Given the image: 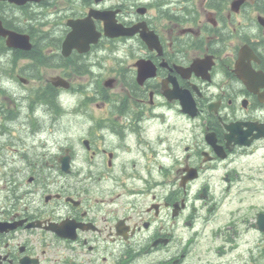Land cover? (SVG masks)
Segmentation results:
<instances>
[{
  "label": "flooded vegetation",
  "instance_id": "obj_1",
  "mask_svg": "<svg viewBox=\"0 0 264 264\" xmlns=\"http://www.w3.org/2000/svg\"><path fill=\"white\" fill-rule=\"evenodd\" d=\"M92 10L157 39L109 38L92 18L99 41L65 50ZM0 24L33 44L0 35V173L6 137L19 146L0 177V264H184L191 248L195 264H264V0H0ZM21 76L100 116L7 124ZM218 222L205 260L201 229Z\"/></svg>",
  "mask_w": 264,
  "mask_h": 264
},
{
  "label": "rangeland",
  "instance_id": "obj_2",
  "mask_svg": "<svg viewBox=\"0 0 264 264\" xmlns=\"http://www.w3.org/2000/svg\"><path fill=\"white\" fill-rule=\"evenodd\" d=\"M197 2L199 3L200 0H197ZM43 72L44 74H43L42 82H45V79L50 76V71L44 70ZM38 84L39 83L37 84L32 83V85H38ZM15 88L17 92V94L13 97L15 101H17L21 97L22 98L26 97L27 95L31 93V91L28 90L29 89L28 87H25L20 84L16 85ZM83 99L84 98L81 96H70L66 98L64 105L67 107L66 109L67 111H65V113L62 114V117L58 119L53 118V120H51L49 115H48L49 117L45 116L42 114L44 111L39 110L38 117H40V124H91L89 121H93V120L90 118V115L99 117L100 111L98 109L91 107L90 109L87 110V112H85V110L79 107ZM0 102H3V98L0 99ZM18 104L22 105L23 107V111H21V113L27 112V108H26L28 105L27 101L24 102L23 99H20L18 101ZM23 122H25L24 117L21 118L20 120L18 119V122H16L15 124H26ZM17 137H18V132H13L12 134H10V137H6L5 139L7 159L2 161L3 165H2L1 173H0L1 178L2 176L4 177L5 174H8L9 176H11L12 168L17 165L18 154L13 155L14 152H16L14 149H19L18 145L14 147ZM18 143H21L19 139H18ZM29 145L32 146L33 143H29ZM13 158H15V160ZM1 184L2 186H6V183L4 180L1 181ZM203 212L205 214V210ZM220 226H221V223L218 222L216 225H213V226L210 225L208 228L201 229L202 235L199 241V250H200L199 253L204 256L205 260L210 259L212 255L214 254V251H212V249H217L219 245H222L221 241L217 240L214 236H212V231ZM185 232L188 235V231H185ZM192 250L193 248L189 250L187 254V258L186 260H184L185 261L184 264H195L194 254L192 253ZM52 257H54V252L50 251L48 254V260H51Z\"/></svg>",
  "mask_w": 264,
  "mask_h": 264
},
{
  "label": "water",
  "instance_id": "obj_3",
  "mask_svg": "<svg viewBox=\"0 0 264 264\" xmlns=\"http://www.w3.org/2000/svg\"><path fill=\"white\" fill-rule=\"evenodd\" d=\"M141 12H144L143 10ZM116 13L114 12H92L91 16H94L97 19H101L105 21V33L110 37H120V36H130L135 33L136 28L126 29L123 25H118L115 20ZM90 19H85L82 21H77L71 23L73 32L70 35V39L65 43V49L68 48V45H73L77 41L83 43H92L97 42L101 36L100 33H96V29H94V25L91 26ZM0 35L9 36L8 45L12 48H18L23 50H30L32 48V44L30 42V37L28 35L11 33L1 27L0 24ZM81 35V36H80ZM81 38H78V37ZM145 34L143 33V38H145ZM78 38V39H77ZM185 105V102L183 101Z\"/></svg>",
  "mask_w": 264,
  "mask_h": 264
},
{
  "label": "trees",
  "instance_id": "obj_4",
  "mask_svg": "<svg viewBox=\"0 0 264 264\" xmlns=\"http://www.w3.org/2000/svg\"><path fill=\"white\" fill-rule=\"evenodd\" d=\"M37 100H38V103H45V104H48L50 106H53L54 107V110L56 111V113H59L61 112L62 108L59 106L58 102H57V94L56 93H53L49 96L47 95H40V96H37ZM35 101H36V97H35ZM13 117L11 118H5L6 121H11V120H14L16 119V113H13ZM38 124V123H36Z\"/></svg>",
  "mask_w": 264,
  "mask_h": 264
}]
</instances>
